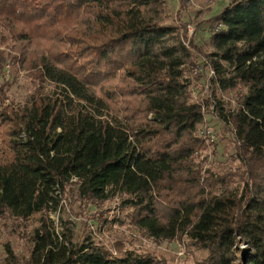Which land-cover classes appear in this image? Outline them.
<instances>
[{
    "label": "trees",
    "instance_id": "1",
    "mask_svg": "<svg viewBox=\"0 0 264 264\" xmlns=\"http://www.w3.org/2000/svg\"><path fill=\"white\" fill-rule=\"evenodd\" d=\"M164 14L163 0H0V74L10 62L32 86L14 103L0 84V218L37 216L28 264H166L59 242L47 214L69 186L84 203L118 200L147 237H185L205 251L198 264H264V0L211 17L207 54ZM34 41L41 51L25 49ZM196 56L211 97L233 91L234 106L192 98ZM209 110L240 170L203 169ZM5 251L0 264H17Z\"/></svg>",
    "mask_w": 264,
    "mask_h": 264
},
{
    "label": "rangeland",
    "instance_id": "2",
    "mask_svg": "<svg viewBox=\"0 0 264 264\" xmlns=\"http://www.w3.org/2000/svg\"><path fill=\"white\" fill-rule=\"evenodd\" d=\"M163 0V23L182 27L188 25L185 39L192 41L202 53L212 51L210 32L212 24L209 19L218 14L229 0ZM186 40H183L187 43ZM45 42L34 41L25 46L26 50L41 51ZM196 63L201 66L198 73L188 72L192 98L195 101L219 99L226 108L234 106L233 91H215V97L210 94L211 82L209 68L201 56H196ZM6 82V94L9 101L20 103L28 95L32 86L25 76L24 70L18 65L6 62L0 74V84ZM232 106V107H233ZM212 111V110H211ZM204 113L200 129H209L213 134V142L202 152V167L215 174L240 170V161L235 153L232 133L218 119L215 112ZM206 140V139H205ZM126 209L119 208V201L112 199L97 204L84 203L76 197L74 187L69 186L64 193L58 195V206L48 215L57 234V240L67 245V239L72 244L80 245L90 241L103 247L113 255L131 251L137 254H150L163 259L166 264H198L205 257V251L192 245L185 237L171 240H156L145 236L130 225L125 217ZM38 225L37 216L27 220H16L10 217L0 218V263L5 258L7 246L16 257L17 264H28L31 248L32 229ZM67 237V239H66ZM69 247V245H68ZM240 249L243 245L239 246Z\"/></svg>",
    "mask_w": 264,
    "mask_h": 264
},
{
    "label": "built area",
    "instance_id": "3",
    "mask_svg": "<svg viewBox=\"0 0 264 264\" xmlns=\"http://www.w3.org/2000/svg\"><path fill=\"white\" fill-rule=\"evenodd\" d=\"M185 45L187 44L186 42H183ZM209 68V67H208ZM201 66L196 65L192 70L191 73L195 74L201 71ZM214 76V72L213 70H211V68H209V78ZM196 102H201L202 103V99H200V101H196ZM200 135H202V137H204L207 140H209V142L213 141V134L211 132V130L209 129H201L199 131Z\"/></svg>",
    "mask_w": 264,
    "mask_h": 264
}]
</instances>
